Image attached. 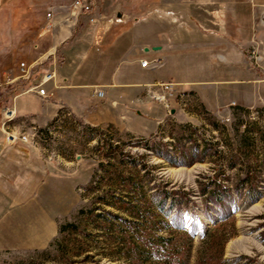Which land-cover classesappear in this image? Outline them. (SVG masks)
Segmentation results:
<instances>
[{
  "label": "rangeland",
  "instance_id": "374dc122",
  "mask_svg": "<svg viewBox=\"0 0 264 264\" xmlns=\"http://www.w3.org/2000/svg\"><path fill=\"white\" fill-rule=\"evenodd\" d=\"M188 1H180L182 7L189 5L197 10L196 16L206 24L209 15L205 5H213L216 10L233 0ZM48 3L0 0V81L5 80L9 56L20 35L35 37L44 30ZM157 3L123 0L119 16L109 0H90L88 12L100 19L93 21L92 14L86 20L87 28L92 31L100 27L108 32L106 40H111L117 32L140 26L143 14ZM244 3L252 7L264 5V0ZM186 20L183 18V23ZM262 27L263 40L252 27L248 42L241 45L246 60L233 55L237 68L233 70V93L219 51L217 75L204 77V72L202 77L193 78L207 96L197 85L181 87L179 83L182 95L175 100L173 96L168 108L159 101L146 100L144 88L143 101L138 96L121 104L129 107L130 118L119 124L93 126L66 107L46 125L16 117L12 127L29 133L32 142L26 144L36 147L47 170V180L34 192L31 210L34 213L39 209L37 203L53 208L57 228L44 247L0 250V264H264ZM76 28L82 29V24L77 22ZM194 28L198 31L192 40H183L184 44L206 42L194 36L209 30L201 25ZM237 31L236 27L231 29L232 33ZM85 46L83 43L81 49ZM17 58L20 75V63L27 59L24 53ZM241 63L247 67L243 75ZM20 91L16 87L0 88V120L3 107L16 106L20 94H25ZM27 94L18 104L39 107L41 102L32 97V91ZM148 102L153 107L145 108ZM0 133L5 137L1 124ZM112 144L119 146L118 152L131 153L132 161L128 159L127 165L108 163ZM116 175H123V179H115ZM132 190H139L143 197L140 200L136 195L138 207L134 213L104 203L117 200L114 195L127 200ZM68 222L75 225L67 224L59 233V226Z\"/></svg>",
  "mask_w": 264,
  "mask_h": 264
},
{
  "label": "crops",
  "instance_id": "0c3cea01",
  "mask_svg": "<svg viewBox=\"0 0 264 264\" xmlns=\"http://www.w3.org/2000/svg\"><path fill=\"white\" fill-rule=\"evenodd\" d=\"M74 1L48 0L47 12H51L52 16H45L42 22L44 30L37 32L35 37L29 36V33L20 35L14 52L9 56V69L3 77L12 82L4 87L21 90L25 94L20 91V97L31 94L29 89L43 73L55 70V77L44 86L47 97L41 98L36 92L31 94L41 102L39 107H33L32 103L20 106V97L16 100L17 119L46 125L66 107L93 126L111 122L119 124L126 117L130 118L129 107L123 106L124 109L121 104L137 98L148 83L157 80H174L181 87L197 85L202 95L207 96L193 78L202 77L204 72V77L217 75L216 54L219 51L226 82L233 93V70L237 69L234 68L233 55L247 59L241 45L248 42L252 27L254 34H260L263 40L259 19L264 16V5L254 4L251 7L244 0L222 3L220 7H215L217 11L213 5H205L209 15L206 24L196 16L197 10L191 9L188 4L182 7L180 1L183 0H156V7L143 14L140 26L136 24L138 27H130L120 34L117 32L108 41V32L102 28L89 31L86 20L93 13L79 8L72 10ZM85 1L87 4L90 2ZM109 1L116 5L115 11L121 16L119 8L123 0ZM204 1L207 3L208 0ZM182 17L187 19L184 23ZM77 22L82 24V29L76 28ZM198 23L209 32L198 33L194 38L200 37V41L206 39V42L201 45L192 42L184 44L183 40L193 39V33L198 31L194 26H199ZM235 27L238 31L232 33L231 29ZM28 37L34 41H29ZM83 43L86 44L85 50L81 49ZM20 53L25 54L28 64H37L31 79L19 77L17 56ZM156 55L163 58L156 68L141 66L143 57ZM240 70L242 75L243 71L247 72L246 63H241ZM97 90H102L104 94L99 95ZM144 107L149 109L153 104L148 102ZM21 127L26 126L22 124ZM45 167V161L34 145H9L0 133V250L44 247L55 234L57 215L53 213V208H43L37 203L39 209L34 213L31 210L35 203L31 201L34 192L47 180Z\"/></svg>",
  "mask_w": 264,
  "mask_h": 264
},
{
  "label": "built area",
  "instance_id": "2783aa9c",
  "mask_svg": "<svg viewBox=\"0 0 264 264\" xmlns=\"http://www.w3.org/2000/svg\"><path fill=\"white\" fill-rule=\"evenodd\" d=\"M73 8H79L82 11H88L90 10V4H87L85 0H75L73 3ZM47 16L51 17L52 13L47 12ZM95 18L92 17V20ZM260 22L264 25V18L260 20ZM163 61V58L161 56L156 55L155 57H143L141 59V66L145 68H156V66L160 65ZM37 64H28L27 62L23 61L20 63V75L19 77L23 79H31L33 71L35 69V66ZM55 70L52 69L51 71H47L46 73H43L38 82L33 84L31 88L29 89L32 92H36L40 97L46 98L48 95V92H46L44 86L47 84V82L51 79H53L55 76ZM11 80H5L0 81V88L4 87L7 84H10ZM146 93L144 95V98L146 100H152V101H159L163 104H165L168 108H170V101L171 98L174 96V100L176 97L182 95L179 83L172 81H165V80H157L151 83H148L145 87ZM97 93L99 95H103L104 92L102 90H97ZM142 96V97H141ZM138 97V100L143 101V95ZM141 97V98H140ZM3 118L0 120L1 128L5 132V140H7V143L9 145L17 144V142H32V139L28 132L21 131V130H14L12 127V123L18 116L17 114V108L15 105H5L3 107Z\"/></svg>",
  "mask_w": 264,
  "mask_h": 264
},
{
  "label": "trees",
  "instance_id": "16d2710c",
  "mask_svg": "<svg viewBox=\"0 0 264 264\" xmlns=\"http://www.w3.org/2000/svg\"><path fill=\"white\" fill-rule=\"evenodd\" d=\"M92 129H94V127H92ZM118 147H119L118 145H114V144L111 145L110 152H109L110 154H108V156H107V161H108V163L113 164V165L115 164V161L116 162H120V163H124L125 165H127V163H130V162H128V159H130V161H132L133 155L131 153H129V152H126V153L118 152L117 151ZM118 154H120V155H118ZM117 159H118V161H117ZM100 165H104V162H100ZM131 175L132 174H130L129 179H132ZM115 179L120 181V180L123 179V175H116ZM132 192L133 193L130 192L128 194L130 196H129V198L127 200L123 199L119 195L117 197H116V195H114V198H117L118 201L117 200H115L113 202L112 201L111 202L110 201H108V202L104 201V203H107V205L116 206L117 208H127L128 211L130 210V211H132L134 213L135 209L138 207L137 206L138 202H135L136 201V199H135L136 195L139 196L140 200L143 197H142V193L139 190H132ZM165 193H167V191ZM163 199H164V197H163ZM119 201H120V203H119ZM125 204H127V205H125ZM125 206H127V207H125ZM84 211H85V209H81V212H84ZM67 224H69L71 226L75 225V224H72L71 222H68L66 224H62V225L59 226L58 232L62 233L66 229V227L69 226ZM51 245H52V243H51ZM79 250H77V252ZM44 252L48 253L49 249L44 250Z\"/></svg>",
  "mask_w": 264,
  "mask_h": 264
}]
</instances>
